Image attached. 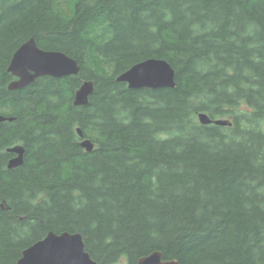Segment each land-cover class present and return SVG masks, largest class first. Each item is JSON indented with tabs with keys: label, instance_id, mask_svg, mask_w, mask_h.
<instances>
[{
	"label": "trees",
	"instance_id": "1",
	"mask_svg": "<svg viewBox=\"0 0 264 264\" xmlns=\"http://www.w3.org/2000/svg\"><path fill=\"white\" fill-rule=\"evenodd\" d=\"M30 37L79 72L9 91ZM149 57L170 63L174 87L116 80ZM84 79L94 90L75 106ZM199 111L232 124H200ZM0 113L14 116L0 122V264L48 231L79 232L98 264L156 250L264 264V0H0ZM17 143L24 160L9 169Z\"/></svg>",
	"mask_w": 264,
	"mask_h": 264
},
{
	"label": "water",
	"instance_id": "2",
	"mask_svg": "<svg viewBox=\"0 0 264 264\" xmlns=\"http://www.w3.org/2000/svg\"><path fill=\"white\" fill-rule=\"evenodd\" d=\"M80 66L75 58L60 50L43 49L30 37L22 42L12 54L7 71L14 76L7 84L9 91L24 88L41 76L64 77L76 75ZM175 70L163 58L149 57L138 61L116 75V80L126 83L129 89H158L175 86ZM94 90L91 79L81 81L73 96V105L84 106ZM200 124L231 125L228 119L215 118L203 111L197 113ZM14 117L0 114V122L11 121ZM80 146L87 151L93 149L92 140L85 137L81 128L76 129ZM12 154L7 168L12 169L23 163L25 148L20 144L6 147ZM2 209H8L5 201L0 203ZM17 264H98L85 249V243L79 232L48 231L42 238L32 242L21 252ZM136 264H180L176 259H163L160 251L140 257Z\"/></svg>",
	"mask_w": 264,
	"mask_h": 264
},
{
	"label": "bare ground",
	"instance_id": "3",
	"mask_svg": "<svg viewBox=\"0 0 264 264\" xmlns=\"http://www.w3.org/2000/svg\"><path fill=\"white\" fill-rule=\"evenodd\" d=\"M11 81V80H10ZM9 81V82H10ZM8 82V83H9ZM72 104H73V101H72ZM0 114H2V115H4V116H10V115H5V114H3V113H0ZM10 117H14V116H10ZM80 128V127H79ZM76 129H77V127H76ZM83 132V131H82ZM78 134V133H77ZM84 134V133H83ZM79 136V135H78ZM85 136V135H84ZM86 137V136H85ZM80 140H81V138H80ZM80 142V141H79ZM92 143H93V148H94V142L92 141ZM17 144H19V143H17ZM20 145H22V144H20ZM79 145H80V143H79ZM82 147V146H81ZM85 151H87L84 147H82ZM93 150V149H92ZM24 160V159H23ZM8 162V161H7ZM26 248V247H25Z\"/></svg>",
	"mask_w": 264,
	"mask_h": 264
},
{
	"label": "flooded vegetation",
	"instance_id": "4",
	"mask_svg": "<svg viewBox=\"0 0 264 264\" xmlns=\"http://www.w3.org/2000/svg\"><path fill=\"white\" fill-rule=\"evenodd\" d=\"M14 78H15V77L12 76V79H14ZM12 79H11V80H12ZM5 115H7V114H5ZM5 151H6V149H5ZM8 153H9V152H8ZM11 156H12V154H11ZM11 156H10V157H11ZM10 157H9V158H10ZM7 161H8V160H7ZM6 166H7V163H6Z\"/></svg>",
	"mask_w": 264,
	"mask_h": 264
}]
</instances>
